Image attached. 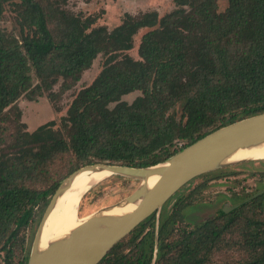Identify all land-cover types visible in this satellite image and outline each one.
<instances>
[{
    "label": "trees",
    "instance_id": "obj_1",
    "mask_svg": "<svg viewBox=\"0 0 264 264\" xmlns=\"http://www.w3.org/2000/svg\"><path fill=\"white\" fill-rule=\"evenodd\" d=\"M8 1H17L21 22L19 37L0 29V144L11 148L0 157L4 264L25 247L24 232L63 180L45 185L58 159L75 160L72 172L97 163L150 167L219 128L264 113V0H227L223 12L219 0H176L163 17L127 14L112 31L74 16L61 6L66 0H0V9ZM141 28L150 30L139 45L141 59L133 60L122 52ZM100 54L101 72L75 96L58 135L28 143L17 101L48 92L54 102L60 79L63 92L72 89ZM136 91L141 95L132 103L122 100ZM227 171L202 176H236ZM263 204L264 190L195 228L180 221V202L168 216L166 204L99 264H206L225 231L258 209L263 217L249 216L242 241L253 257L239 264H264Z\"/></svg>",
    "mask_w": 264,
    "mask_h": 264
},
{
    "label": "rangeland",
    "instance_id": "obj_2",
    "mask_svg": "<svg viewBox=\"0 0 264 264\" xmlns=\"http://www.w3.org/2000/svg\"><path fill=\"white\" fill-rule=\"evenodd\" d=\"M16 3L17 1H8L2 4L0 29L8 35L19 37L21 21ZM61 6L73 13L74 16L89 23L92 22V28L112 31L125 22L124 19L127 14L137 17L148 13H157L159 17H163L177 8V2L176 0H66V2L61 3ZM227 7V0L218 1L220 12L225 11ZM149 30V28H141L133 38L132 48L122 52V54L131 57L133 60H140L139 45L142 36ZM104 61L105 56L100 54L94 60L92 66L84 71L80 81L66 92L61 89L63 81L60 79L59 83L54 86L55 93L60 96L58 95L54 102L49 99L48 92L38 96L35 101L31 100V96L29 97L26 94L17 101L15 106L22 113L21 122L24 124L28 143L40 141L38 138H51L58 135L61 118L67 115L68 108L75 96L93 83L101 72ZM33 77L34 85L38 84V79L35 76ZM140 95L141 92L139 91L132 92L125 95L122 100L132 103ZM13 113L14 109L9 112L10 115H13ZM9 127L13 128V123ZM3 145L5 144H0V157H5L6 153L11 150V148L7 149L5 147L7 145ZM74 164L75 160L68 157L58 159L55 166H52V178L45 185L50 187L55 181L63 178L62 183L74 172L71 171ZM226 168H228V174L234 173L236 176L220 177L223 173L217 174L216 172L209 176L201 175L195 178L167 203L163 213L166 212V216H168L174 210L175 204L180 202L181 215L183 216L180 221L184 226L195 228L196 225L209 219L219 217L221 209L226 207L233 211L240 206L246 197L264 190V160L244 162ZM140 185L141 180L122 175H113L109 179L101 181V183L94 185L84 196L78 212L79 218L87 217V215L103 208L118 204L131 195ZM54 193L50 196V200ZM49 203L47 205L43 204V207L37 210L35 221L24 232L25 247L14 250L13 264H23L25 256H28L29 260L37 229ZM262 206L264 207V204ZM231 207H234V209ZM261 211L262 209H258L257 212L254 211L255 214L250 213L249 216L255 215L262 218ZM249 216L241 217L237 225H233L225 231L218 248L210 255L206 264H239L253 257L250 248L242 242L248 231L247 219L250 218ZM0 261L4 262L3 251H0Z\"/></svg>",
    "mask_w": 264,
    "mask_h": 264
},
{
    "label": "water",
    "instance_id": "obj_3",
    "mask_svg": "<svg viewBox=\"0 0 264 264\" xmlns=\"http://www.w3.org/2000/svg\"><path fill=\"white\" fill-rule=\"evenodd\" d=\"M262 144L264 113L219 128L165 162L154 166L137 168L97 163L79 168L59 185L51 198L37 229L28 264H99L118 242L152 215H158L189 182L231 165L257 161L242 159L229 162V159L240 149L259 147ZM105 169L113 175L141 180V185L118 204L87 215V220L68 236L54 240L45 248H41L43 229L60 196L71 187L81 172ZM152 177L158 179L149 186ZM129 204L135 205V208L119 214L106 213L109 208H123Z\"/></svg>",
    "mask_w": 264,
    "mask_h": 264
},
{
    "label": "bare ground",
    "instance_id": "obj_4",
    "mask_svg": "<svg viewBox=\"0 0 264 264\" xmlns=\"http://www.w3.org/2000/svg\"><path fill=\"white\" fill-rule=\"evenodd\" d=\"M242 159L264 160V144L259 147L240 149L229 159V162ZM112 176L113 173L105 169L92 172L84 171L76 177L71 187L58 199L55 209L45 224L40 241L41 248H45L54 240L68 236L75 228L87 220L88 216L84 218H79L78 216L84 196L94 185ZM157 179L158 177H152L149 180V186H152ZM134 208L135 205L129 204L123 208H109L110 210L106 213L119 214Z\"/></svg>",
    "mask_w": 264,
    "mask_h": 264
}]
</instances>
